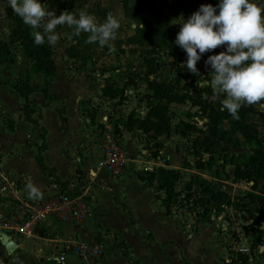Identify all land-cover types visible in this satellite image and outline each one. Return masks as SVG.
I'll return each instance as SVG.
<instances>
[{
  "label": "crops",
  "instance_id": "0c3cea01",
  "mask_svg": "<svg viewBox=\"0 0 264 264\" xmlns=\"http://www.w3.org/2000/svg\"><path fill=\"white\" fill-rule=\"evenodd\" d=\"M22 56L24 57L23 54ZM27 64L29 69L28 61ZM53 80L54 77L47 87L49 99H44L42 95L37 94L43 99L47 116L55 120L53 123L49 119L53 125L43 122L42 113L30 103L35 115L34 119L40 125L33 124L37 127L34 130V137L27 139L30 137H26V133L22 140L0 146V195L2 196H0L2 199L0 203L6 205L18 200H37L63 193L70 199L82 198L85 200L88 204V213L84 219L78 222H60L53 217H46L33 236L6 235L14 246L9 254L5 251L1 236L0 264H57L50 258L52 239H55L58 245L66 240L82 242L99 240L102 243V254L95 262L88 263L74 256H68L63 264H142L138 258L139 254L145 260V264H161V256L167 251L172 252L181 264H195L196 261L192 262L187 255L182 253L181 242L175 239L177 226H184L187 229L189 223H196L202 227L201 229L198 227L196 234L188 229L187 233L190 239L198 236L202 231L207 235L212 232L219 237L221 244L218 253H212L213 248L207 250L206 253H204L205 249L202 252L208 256L207 264H222V262L228 261L226 255V246L229 243L228 234L225 231L216 232L209 226L203 227L204 225L201 223L205 222V218L209 214L206 213L202 216L200 213L196 217L190 215L187 218L186 214H189L190 210L188 201L183 204L186 209L181 210L185 211L184 218L190 222L184 221L177 206L172 207L169 213H166L160 202L163 191L155 187L156 179L149 186L143 185L145 174L157 178L162 176L163 171L168 168L178 170L180 176L194 175L196 168L182 166V157L186 151L180 145L173 144L177 136L174 134L159 136L157 138L160 144L158 155L153 157L151 152L144 155L141 142L137 138L141 133H137L136 129L126 131L123 128L126 115L130 111L128 110L122 121L120 120L121 123L118 120L115 121L121 130L119 139L127 156L126 165L120 174L112 175L98 162L101 156L99 140L105 131L102 128L112 130L114 125L109 124L107 111L102 105L100 108L91 107L84 114L81 100L84 103L86 100H96L101 103L114 100L117 103V98L102 95L100 92L102 85H98L92 78L82 79L79 77L62 82H53ZM67 82L75 84L79 82L82 85V90L75 93H68L62 89H60V93L52 92L55 85ZM116 85L121 86L120 84ZM33 92L37 91L33 89L28 93L29 102H31ZM126 102L125 99L115 106L122 111V106ZM111 113L112 111H110L109 119L112 116ZM4 116L8 118L7 115L2 114L3 126H0V131L3 132V135L15 136L20 126H23L26 121L18 122V126L14 125L13 129L9 131L5 128ZM14 116L16 115L14 114ZM41 141L44 145L40 152L42 160L48 168L53 169L58 182L65 184L63 187L54 184L48 172L40 168L35 161L36 146ZM142 166H147L148 170L143 172ZM225 169V173H229V167L226 166ZM219 179L221 181V177ZM222 182L228 183L225 179H222ZM29 184L37 188L40 193L39 197L30 198V190L27 187ZM222 191L228 195L226 190ZM248 208L254 211L255 206L251 205ZM210 217L214 216L210 215ZM222 219L225 221V218ZM177 221H181V223L177 224ZM250 232L257 236L264 233L254 230H250ZM183 237L188 238L186 235ZM257 239L254 236L250 237L251 241ZM113 240L125 244L133 262L120 253ZM245 242V239L243 241L238 239L239 246H244ZM262 250L264 253V249ZM180 259L185 260L183 262ZM244 264H264V255L261 254L254 258L249 256Z\"/></svg>",
  "mask_w": 264,
  "mask_h": 264
},
{
  "label": "rangeland",
  "instance_id": "374dc122",
  "mask_svg": "<svg viewBox=\"0 0 264 264\" xmlns=\"http://www.w3.org/2000/svg\"><path fill=\"white\" fill-rule=\"evenodd\" d=\"M133 1L134 0H128L130 4H132ZM135 1L141 3L143 8L152 14L168 16L173 32H175V34L167 40L169 44H175L176 36L180 31V24L176 23L175 20H178L183 16L184 21L186 22L189 18L190 11L185 8L191 10L197 6L203 5L200 4V0H180V10L178 8V11L173 13L166 8L164 0ZM249 2L255 3L261 8H264V0H249ZM43 4L48 7L49 11H55L57 17L64 11L74 12L77 16L80 11H83L92 15L98 24L103 23L109 14L113 15L120 23V28L116 33V39L110 41L109 45L106 46L109 49V52L103 53V48L91 47L88 52L90 58L87 60L73 59L67 56V49L76 42V39L74 38L75 36L71 34L73 32L72 29H68L65 25V27L58 26L55 30L60 39L59 43L56 46H53L52 57L55 65L53 82H62L64 80L71 81L80 77L82 79L92 78L98 85L111 82L120 85L126 83L124 94H126L125 98L127 102L122 106V111L115 106L117 103H115L114 100L105 101V103L96 100H86L84 103L81 100L82 106H84L82 109L84 110V114H86L89 108H93L94 106L100 108L102 105L105 111H107V117L110 122L109 124L116 125L119 131H121L115 121L118 120L121 123L125 112L133 109L135 114L140 117L147 113L149 104H147L143 98L144 93H148L145 89V81L147 79L153 78L154 80L162 81L172 90H177L182 83H188L190 90L194 87H202V85L209 86L208 81L210 80V73L206 72L202 64L198 61L196 67L199 75L191 74L186 67V52L181 48L178 47V49H171L163 47L160 50L149 52L151 47L146 43H143L142 45L127 44L125 39L133 34L135 23L122 15L119 0H43ZM181 9H184V11H181ZM5 10L6 14H3ZM12 11L13 10L7 4V0H0V36L3 39H6L8 30L11 27L10 15L12 14ZM88 35V33H81V36H78L77 41L79 47L86 44ZM10 47L12 49L11 57L4 60L0 65V81H2L0 83V126H3L2 114L11 118L15 126H18V122L23 121L22 106L20 105L21 100L15 89L17 78L28 79V83L37 91L33 92L31 95L30 103L42 113L41 117L43 118V122L53 125L55 120L48 117L45 113L43 99L40 97L42 95L41 76L36 72L29 71L27 59L22 56V49L19 46L10 45ZM149 69L155 71L148 74L147 70ZM76 83L77 84L74 82H67L66 84L64 83L58 86L55 85L52 88V92L60 93V89H62L66 90L68 93H75L78 92V90H82V85L79 82ZM213 95V89L211 88L210 101L213 104H216L218 99H213ZM220 98L223 99L224 97L222 96ZM253 106L257 110L259 109L264 112V101ZM110 111H112V116L109 119ZM14 114L16 116H14ZM32 116L33 118L35 117L34 113ZM253 117L249 120V128L257 135L260 140L261 148L264 150V118H260L257 115ZM6 118L7 117H5L4 120ZM49 119L53 123L49 122ZM168 122L171 127L170 135L174 134L177 136L175 142L173 141V144L180 145V147L182 149L185 148L186 151V154L182 157V166L186 168L193 167L196 156L193 154L192 148L194 144L192 139H202L204 136H207L206 118L200 113L198 107L192 106L188 102H184L181 104L169 105ZM24 123L23 126H20L15 136L3 135V132L0 131V146L9 142L11 144L18 142L25 137L26 133V137H30L27 139L33 138L35 135L34 130L37 127L33 124ZM183 123H187L192 127L186 128ZM102 129L109 132V129L105 127ZM218 130L216 137H209L213 142L209 149L211 159H206L207 153H203L200 161L204 164L203 167L197 168L193 173L194 175L180 176V180L174 185L175 189L183 193L185 186L189 185L191 188V197L189 199L190 204L188 205L190 210L189 214H186L187 218L190 215L196 217L200 215L204 208H208L206 213L209 215L205 218V222H201L204 225L203 227L209 226L216 232L225 231L228 234L229 243L227 244L228 246H226L227 260L234 258L237 253L249 254L251 258L261 256V254L264 255V253H262V249H264V233L257 236L250 231L247 233L243 232L242 225L248 221L246 220L248 218L243 220V217H246V214L240 210V208L234 209L230 205H220L219 207L217 204L215 209L219 210L221 208L222 210L213 211L211 207L215 206V203L209 202L206 204V207L202 204L205 195L202 193L201 188L205 184L211 188L217 189L219 186L222 190H226L229 195V200H231V198H236L240 206L244 204L245 200L242 196L245 194L246 190L249 189L248 186L251 184V182L246 183L243 180L232 181L231 177L232 169L238 168L246 155L249 154V146L242 140L240 135L234 131L231 120L223 121ZM136 132L140 133L138 130H136ZM137 138H139L141 142L144 155L147 152H152L151 150L154 149V147H150L152 140H146V137L141 134H138ZM226 166L227 168L229 167L230 171L227 173L229 175L225 173ZM216 172L219 174L218 176L221 177V181L219 177H214ZM223 174L225 177L227 176V179L223 178ZM222 179H225L228 183L222 182ZM1 200L2 199L0 198V201ZM2 205L3 203L1 202L0 209L2 208ZM244 205L251 206L248 204ZM177 209H180V216L182 219L188 221L187 218H184L185 211L181 210L186 209L184 205H179L178 203ZM210 215H213L214 217H210ZM221 217L225 218V221H222L223 219ZM188 222H190V220ZM178 223H181V221H177V224ZM198 225L199 224L196 223H189L187 229L184 226L178 227V225L175 231V239L181 242L182 253L187 255L192 262L196 261L195 264H207L209 260L208 256L202 254V252L205 249L204 253H206L207 250L213 248L212 253H218L220 251L219 246L221 242L219 241L217 234L214 235L211 232L210 235H207L206 232L203 231L198 236L190 239L189 234L187 233L188 229L192 231L193 234H196L198 227L199 229L202 228ZM184 235L188 238H184ZM252 236L257 237L258 239L256 241H251L250 237ZM239 238L242 239V241L243 239L246 240L245 245H247H244L245 247L239 246ZM251 242L253 243V248L250 247V245H252ZM248 247H250L249 251H247ZM238 248H244L245 250L240 252L238 251ZM138 258L142 261V264H145V260L140 254ZM180 260L184 262L185 259ZM160 262L161 264H181L179 260L173 256V253L168 251L166 254H162Z\"/></svg>",
  "mask_w": 264,
  "mask_h": 264
},
{
  "label": "trees",
  "instance_id": "16d2710c",
  "mask_svg": "<svg viewBox=\"0 0 264 264\" xmlns=\"http://www.w3.org/2000/svg\"><path fill=\"white\" fill-rule=\"evenodd\" d=\"M39 3L43 4V0H38ZM180 0H164V5L170 11L175 13L178 11ZM220 0H200V4L212 5L217 7ZM121 13L124 17L129 18L135 23L133 29V34L126 37L125 42L127 44H137L142 45L143 43L148 44L151 48L149 52L154 50H160L163 47L178 49L176 44H169L167 41L172 37L175 32L170 25L169 18L167 15L158 16L152 14L148 10L144 9L142 4L138 1H133L132 4L128 0H119ZM201 6V5H200ZM197 6L189 10L190 16L197 12L200 8ZM180 10V8H179ZM184 11V9H181ZM218 14V9H217ZM11 27L8 30L6 39L0 36V65L4 60L8 59L12 55V49L10 45H17L22 49L24 57L29 63V71L38 73L42 78L41 93L44 99H49L50 96L47 93V87L54 77L55 66L53 62V46H50L47 41L43 45L37 46L34 43V39L31 35L32 29L25 25L22 19L13 13L10 15ZM140 24L143 25L141 28ZM42 31V30H41ZM72 34V33H71ZM81 36V35H80ZM76 42L67 49V56L69 58H75L79 60H87L90 58L89 50L91 47H100L98 43L86 44L79 47L77 36L74 37ZM82 38V37H81ZM87 41V40H86ZM101 48V47H100ZM103 53L109 52V49L105 46L103 47ZM221 52H226V48H217L212 52H207L201 56L200 63L202 64L204 70L211 73V66H206L205 61L211 55H218ZM155 70L149 69L147 73L150 74ZM2 81H0L1 83ZM117 86L116 83H104L100 92L104 96L109 98H117V103H122L126 98L124 95L125 85ZM135 85V84H133ZM15 89L22 101V119L26 122L40 126L36 119L33 118V108L30 106L28 99V93L33 90L32 86L28 83L27 78H17L15 83ZM145 89L148 93H144V101L149 104V109L147 113L140 117L135 114L134 110H130L124 121V130L130 131L132 129L138 130L146 139L152 140L150 147H154L151 150V155L154 157L158 155L159 142L157 138L159 136H168L171 131V127L168 122V113L170 104H181L188 102L192 106L198 107L200 113L206 118L207 124V136L202 139L194 138L192 142L193 154L196 156L195 162L193 163L194 168H202L203 163L200 162L203 153H207L206 159H211V153L209 152L212 146V140L209 137H216L220 124L223 121H232L233 129L236 131L242 140L249 146L250 153L246 155L245 159L240 163L238 168H233L231 171L232 181L243 180L244 182L251 184L248 186V190L242 196L245 200L244 204L254 205V211L249 210L248 206L239 204L236 198H231L222 190L211 188L208 185L202 186L201 190L204 196V206L209 202L215 203V206L211 207L213 211L216 210L215 207L220 205H230L232 208H240L250 222H246L242 225L243 232H248L254 230L258 233L264 232V228H260L264 224V150L261 148L260 140L257 135L251 131L249 128V120L253 116H259L264 118V112L257 110L252 106H242L239 110V120L233 119L232 116L222 108L219 98L216 104L210 101L211 88L209 86L194 87L190 90L188 83H182L177 90H172L167 87L162 81L154 80L153 78L147 79L145 81ZM254 118V117H253ZM5 128L7 130H12L14 127L13 120L11 118L5 119ZM186 128H191L192 126L183 123ZM112 132L115 135L120 136V131L116 125L113 126ZM42 140V135H41ZM44 145L41 141L39 145L36 146L37 153L34 156L35 161L38 166L48 172L51 181L59 187H63L65 184L58 182L54 175L52 168H48L40 155L41 150ZM202 147V148H201ZM219 174L216 172V175ZM180 173L176 169L168 168L163 171L162 176L155 178L150 174L144 175V184L149 186L154 179H156V188L163 191V197L160 202L164 207L166 213H169L170 209L177 204H185L189 201L191 197V188L189 185L184 187L183 194L174 189V184L179 179ZM223 178L227 179L223 174ZM220 177V176H219ZM182 194V195H181ZM179 197V199H178ZM217 206V207H218ZM218 207V208H219ZM208 208H204L201 215H205ZM242 218V217H241ZM245 220V221H246ZM99 241V240H98ZM114 245H116L120 253L128 257L131 261V256L127 250V247L123 242H118L113 240ZM252 243V242H251ZM253 248V243L250 245ZM249 254L237 253L234 258H230L222 264H244L249 258ZM133 262V261H132Z\"/></svg>",
  "mask_w": 264,
  "mask_h": 264
},
{
  "label": "clouds",
  "instance_id": "9594fccd",
  "mask_svg": "<svg viewBox=\"0 0 264 264\" xmlns=\"http://www.w3.org/2000/svg\"><path fill=\"white\" fill-rule=\"evenodd\" d=\"M7 4L32 29L37 46L45 41L56 46L60 37L55 30L66 25L73 30V36L88 33L86 42L98 43L103 48L116 39L120 28L111 14L98 24L83 11L78 16L64 11L57 17L55 11H49L38 0H7ZM175 21L180 24L175 44L186 52V67L191 74L199 75L196 65L203 54L226 47V52L209 56L205 65L212 69L208 83L213 89V99L223 96L222 108L233 119L239 120L242 106L264 101V8L249 0H220L217 7L201 5L186 22L183 16ZM27 187L30 198L40 196L37 188L31 184Z\"/></svg>",
  "mask_w": 264,
  "mask_h": 264
},
{
  "label": "built area",
  "instance_id": "2783aa9c",
  "mask_svg": "<svg viewBox=\"0 0 264 264\" xmlns=\"http://www.w3.org/2000/svg\"><path fill=\"white\" fill-rule=\"evenodd\" d=\"M120 136L112 130L103 131L99 140L101 156L98 164L110 174H120L126 165L127 156L121 146ZM141 170L146 172L147 166ZM88 204L82 198L70 199L63 193L50 195L37 200H18L3 205L0 209V237L3 235L21 234L33 236L46 217H53L60 222H78L87 215ZM50 258L57 264L65 263L68 256L93 263L102 254L103 246L98 240L82 242L66 240L57 244L52 239ZM245 250L238 248V251Z\"/></svg>",
  "mask_w": 264,
  "mask_h": 264
},
{
  "label": "water",
  "instance_id": "95a60500",
  "mask_svg": "<svg viewBox=\"0 0 264 264\" xmlns=\"http://www.w3.org/2000/svg\"><path fill=\"white\" fill-rule=\"evenodd\" d=\"M262 225H264V224H262ZM262 228H264V227H262ZM2 237H3V245L5 248V251L7 254H9L13 250L14 246L12 245L11 241L8 239V237L6 235H3Z\"/></svg>",
  "mask_w": 264,
  "mask_h": 264
}]
</instances>
